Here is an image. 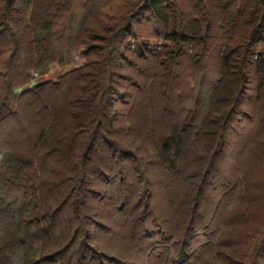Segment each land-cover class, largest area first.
<instances>
[{"label": "rangeland", "instance_id": "rangeland-1", "mask_svg": "<svg viewBox=\"0 0 264 264\" xmlns=\"http://www.w3.org/2000/svg\"><path fill=\"white\" fill-rule=\"evenodd\" d=\"M173 4L170 10L174 8L172 15L176 24L203 15L204 43L175 47L178 57L169 65L164 59L152 60L146 51H142L145 59L139 58V54L134 59L132 52L136 43L161 44L155 34L159 31L156 21L148 12L140 14L133 37L123 42V45L128 43L126 60L115 61V65L122 67L119 78L115 79V95L112 101H107L114 105L107 111L112 117L113 133L99 128L113 151L97 140L86 154L80 178L83 183L76 184L73 180L70 184L78 186L75 197L81 194L78 210L88 219L82 220L81 231L86 236L83 233L76 236L70 242L68 253L58 260L47 256L48 264H67L66 261L69 264H173V261L176 264H264V243L256 247L261 235L253 239L248 234L251 230L248 227L254 229L253 222L262 213L254 209L264 206V85L257 93L256 86L261 79L246 66L243 77L247 80L238 78V96L234 99L240 114H232L226 128H220L209 143L205 142L198 132L199 121L206 113L208 98L218 78L219 46L233 40H224V30L219 26L222 17L215 0H175ZM17 7L16 4L13 9L18 11ZM247 10L248 5L244 4L234 16L237 28ZM22 13L21 9L13 13L11 21L15 23L2 22L0 39L9 42L13 30L22 29ZM179 25L182 24H177V29ZM28 55V50L18 51L17 65L20 60L26 61ZM72 55L66 66L52 64L44 79L54 81L84 63L82 56ZM193 55L201 57L199 67L194 64ZM66 89L65 85L46 88L44 92L18 100L17 104L9 99L8 113L0 115V153L23 159L33 156L36 137L49 124L43 107L45 103L50 107L53 104L58 131L50 139L49 151L53 154L48 155L55 162L59 159L69 162L67 165L55 163L52 173L60 174L64 165V171L72 167L75 142L71 139L78 119L72 118L68 105L64 107ZM195 102L199 107L193 120L185 110L195 109ZM174 126L181 128L185 146L172 168L155 155V146ZM67 128L71 131L69 137ZM123 148H127L125 154L132 153L129 167L128 159L118 161V156L124 155L120 151ZM76 154L79 160L80 152L77 150ZM77 159L73 162H78ZM239 174L244 177L243 181H239ZM55 195L60 196L59 189ZM245 199L254 202L246 210L248 216L242 211L237 222L232 206L237 202L243 205ZM72 201L78 204L77 198ZM4 217H0V245H5L8 239ZM180 249L183 256L177 258ZM244 251L247 257L238 259L235 254Z\"/></svg>", "mask_w": 264, "mask_h": 264}, {"label": "trees", "instance_id": "trees-1", "mask_svg": "<svg viewBox=\"0 0 264 264\" xmlns=\"http://www.w3.org/2000/svg\"><path fill=\"white\" fill-rule=\"evenodd\" d=\"M174 1L0 0L1 28L4 21L8 25L15 23L11 21L14 12L17 13L20 9L23 11L22 29L13 30V34L9 35V42L0 39V115L8 113L11 107L9 99L17 104L18 100L32 96L35 92L65 85L67 89L64 107L68 105L72 118L79 121L74 124V139H71L75 142L71 159L73 166L66 167L68 169L64 171V165L60 174L52 173L54 164L67 165L69 161L63 162L59 159L55 162L56 160L50 159H54L53 157L49 158L53 154L49 151L52 149L50 139L58 131V121L53 114L56 113V108L53 104L50 107L45 103L43 107V113L46 112L49 116V124L47 129L37 135L33 156L23 159L0 153V217L5 215V236H8L5 245H0V264H48L50 261L46 260L47 256L58 260L68 253L70 242H74L76 236L81 233L86 236L85 231H81L84 228L82 220L88 219L78 210L81 194H76L75 197L78 186L70 184H73V180L76 184L83 183L80 178L83 174L82 167L85 169L86 154L95 147L97 140V143L106 144L108 150H112L110 141L104 140V134L100 135L99 128H106V132L112 131V117L108 116L107 111H111L114 105L107 101H112L111 98L115 95V79L119 78L118 72L122 67L115 65V61L126 60L125 52H129V49L128 43L123 45V42L126 38L133 37L136 20L143 11L150 13L159 26V31H155V34L161 44L155 46L146 42L136 43V49L132 52L134 59H138L135 54L144 58L142 51H146L152 55V60L164 59L166 65H169L176 62L178 57L175 55V47L187 43H204L203 15L202 18L195 15L186 22L177 23L182 24L177 29L175 17L172 15L174 8L170 10V7H174ZM215 1L216 9L222 17L219 26L224 30V40L233 41L219 46L221 51L217 56L218 78L208 98L206 113L199 121L198 132L208 143L214 134H218L220 128H226L227 123L232 121V114H240L236 111L234 99L238 96V78L245 77L246 66H250L261 79V83L256 86L257 93L264 85V0ZM16 4L18 11L13 9ZM244 4L248 5V10L237 28L234 16L241 11ZM24 49L29 52L28 58L26 61L20 60L17 65L18 51ZM73 53L84 59L80 67L54 81L44 79L52 64L59 67L68 65ZM192 58L199 67L201 57L193 55ZM244 77L242 81L247 80ZM198 105L195 102V109L193 107L185 110L190 118L194 117L193 120H196ZM70 132L67 131V137ZM133 146L134 143L131 147ZM183 146L185 141L181 137V128L174 126L167 137L156 143L155 155L161 162L173 168L174 160L181 155ZM126 149L120 150L124 155L118 156V161L119 158L121 161L128 159L126 164L129 167L133 158L132 153L125 154ZM77 150L80 152L79 160ZM112 156L111 154L110 158ZM75 158L78 162H73ZM57 175L60 177L55 179ZM243 178L242 174L238 175L239 181H243ZM258 181L257 179L256 182ZM58 189L59 197L55 195ZM47 196L50 198L44 200ZM73 198H77L78 204L72 201ZM253 202L254 200L245 199L243 205L237 202L232 206L237 222L242 211L248 216L246 210ZM254 210L262 213H259L260 218L257 221L252 220L256 227H248L251 229L248 234L253 239L261 235L256 246L259 247L264 243V206ZM64 243H67L65 247ZM182 250L176 255L177 258L183 256ZM246 253L244 251L235 255L243 260L247 257ZM68 262L66 261L67 264Z\"/></svg>", "mask_w": 264, "mask_h": 264}]
</instances>
